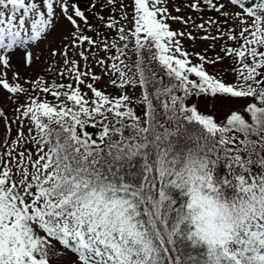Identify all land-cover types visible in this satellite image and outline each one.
<instances>
[{"label": "snow or ice", "instance_id": "1", "mask_svg": "<svg viewBox=\"0 0 264 264\" xmlns=\"http://www.w3.org/2000/svg\"><path fill=\"white\" fill-rule=\"evenodd\" d=\"M0 69V264H264V0H0Z\"/></svg>", "mask_w": 264, "mask_h": 264}, {"label": "rangeland", "instance_id": "2", "mask_svg": "<svg viewBox=\"0 0 264 264\" xmlns=\"http://www.w3.org/2000/svg\"><path fill=\"white\" fill-rule=\"evenodd\" d=\"M125 2L128 3V2H130V0H125ZM178 2H179V0H178ZM175 14L176 13L173 12V15H175ZM180 14L183 15V16H189L190 15L193 18H196V16H197V14L195 12L191 11L190 9H185ZM204 15L205 16H209V15H214V13L206 12V13H204ZM197 22L199 23V20H197ZM93 23H95V21H93ZM66 24H67L66 21L62 20L60 22V24L58 26V29H57V34H56L57 36H58L59 32L64 29ZM172 27L174 29H180L181 25L178 24V23H173ZM88 34L92 35V33H88ZM184 44H185L186 47H190V43L187 40L184 41ZM42 47H45V46L42 45ZM205 47H207V43L197 40V42H196V50L197 51L202 50ZM217 51H219V45H217ZM100 55L102 56L104 54L100 53ZM20 59H21V52L19 50H17L16 54L13 56L12 63H13V65H17L18 66V70L20 72V75L25 76V77H33L34 78L37 74H43V70L45 69L46 65L34 64L32 67L26 68L20 63ZM0 70H2V69H0ZM96 71L99 72V69H96ZM8 75H9V77H11L12 73L9 72ZM6 95H7V93L2 88H0V100H2ZM5 107L6 108L11 107L10 103H5ZM225 116H226V112L225 111H220L218 113V117L217 118H223Z\"/></svg>", "mask_w": 264, "mask_h": 264}]
</instances>
